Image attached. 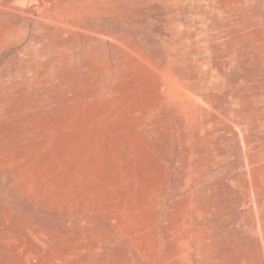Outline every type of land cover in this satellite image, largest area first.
<instances>
[{
    "label": "rangeland",
    "instance_id": "rangeland-1",
    "mask_svg": "<svg viewBox=\"0 0 264 264\" xmlns=\"http://www.w3.org/2000/svg\"><path fill=\"white\" fill-rule=\"evenodd\" d=\"M0 264H264V0H0Z\"/></svg>",
    "mask_w": 264,
    "mask_h": 264
},
{
    "label": "bare ground",
    "instance_id": "bare-ground-1",
    "mask_svg": "<svg viewBox=\"0 0 264 264\" xmlns=\"http://www.w3.org/2000/svg\"><path fill=\"white\" fill-rule=\"evenodd\" d=\"M3 5V4H2ZM10 6V5H9ZM7 10V9H6ZM5 17V16H4ZM5 19V18H4ZM14 21V20H13ZM16 23V22H15ZM14 23V24H15ZM14 24H12V25H14ZM18 25L20 26L21 25V23L20 22H18ZM16 26V25H15Z\"/></svg>",
    "mask_w": 264,
    "mask_h": 264
}]
</instances>
